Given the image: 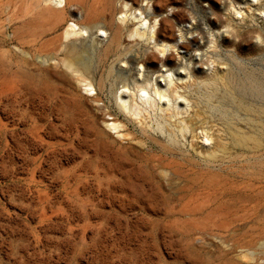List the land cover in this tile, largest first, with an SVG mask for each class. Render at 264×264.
I'll list each match as a JSON object with an SVG mask.
<instances>
[{"label":"rangeland","instance_id":"1","mask_svg":"<svg viewBox=\"0 0 264 264\" xmlns=\"http://www.w3.org/2000/svg\"><path fill=\"white\" fill-rule=\"evenodd\" d=\"M252 1L197 0L194 14L191 0H168L175 20L170 8L159 18L174 37L185 30L181 64L200 80L178 85L198 130L170 128L168 144L132 122L127 139L106 137L102 120L125 122L112 81L98 95L104 117L90 93L49 79L42 61L61 29L26 27L44 4L0 0V264H264V0ZM206 29L217 36L212 60ZM121 50L87 53L97 80ZM61 100L83 105L73 129ZM102 143L123 169L99 153Z\"/></svg>","mask_w":264,"mask_h":264},{"label":"bare ground","instance_id":"2","mask_svg":"<svg viewBox=\"0 0 264 264\" xmlns=\"http://www.w3.org/2000/svg\"><path fill=\"white\" fill-rule=\"evenodd\" d=\"M38 1L44 4L36 18L38 21H30L26 27L35 29L43 26L44 22V25L50 28L61 29L55 40L50 41L52 45H56L49 48L48 55L42 61V65L49 73V79H62L68 86L78 89V92L82 89L85 93H90V95L87 94L91 97L90 102L97 104L95 105L97 113L103 114L104 117L110 116L107 112L109 108L103 103L99 104L98 95L103 91L105 82L112 81L109 94L118 113L124 116L125 122L120 121L119 115L110 117V121L102 120L108 131H104L106 137L112 138L113 142L127 139L129 134L126 133V124L129 122L137 125L146 134L159 133L167 142L173 143L176 138V133L172 134L175 131H171L173 128H177L180 132L184 130L195 132L196 125V128L192 127L191 122L189 126V120L186 121L189 117L186 115H193L195 111L189 102V97H185L178 88V85L185 88L200 81L193 75L192 68L187 69L182 66L183 57L179 56L178 50L186 45V32L179 29L178 36L174 37L165 27L168 19L159 18L166 8H170L171 19L175 20L177 13L174 12L173 4L168 3V0ZM191 1V9L195 14L197 0ZM202 1L205 2V0ZM229 5L233 7L231 3ZM252 5L258 6L259 0H253ZM234 10L242 17L243 9L234 8ZM162 32L169 34V37L165 38ZM216 40L217 36L211 34L209 29H206L201 36V41L209 44L206 50L207 60H212L215 55L213 50L216 47ZM112 47L116 50L121 48V53L109 64L107 76L105 78L101 76L97 80L98 67L92 68L85 56L91 51L101 56ZM60 50L63 58L51 55ZM174 54L177 56L178 63L171 65L170 61ZM154 60L159 67L153 64ZM180 69L185 73L179 71ZM209 70L210 74H213L214 66ZM38 83L39 91L51 95L55 92L46 81ZM178 89L181 93L177 91ZM57 108L65 114L68 126L73 129L79 120V113H82L81 102L61 100ZM193 119L195 123L196 119ZM84 129L98 133L94 123L88 126L84 124ZM193 133L191 134L195 135ZM204 140L209 141L208 138ZM99 153L114 162V168H124V161L112 155L105 143H102ZM88 165L94 166L92 160ZM168 172L172 178L179 175L177 171Z\"/></svg>","mask_w":264,"mask_h":264}]
</instances>
